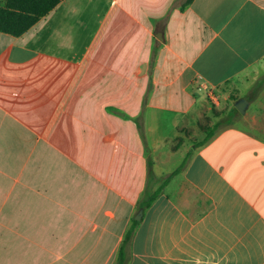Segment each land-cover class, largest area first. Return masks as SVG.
Masks as SVG:
<instances>
[{
    "label": "crops",
    "instance_id": "0c3cea01",
    "mask_svg": "<svg viewBox=\"0 0 264 264\" xmlns=\"http://www.w3.org/2000/svg\"><path fill=\"white\" fill-rule=\"evenodd\" d=\"M187 2L62 0L0 31V264H115L190 151L130 264H264V73L242 120L189 143L213 94L264 72V0Z\"/></svg>",
    "mask_w": 264,
    "mask_h": 264
},
{
    "label": "trees",
    "instance_id": "16d2710c",
    "mask_svg": "<svg viewBox=\"0 0 264 264\" xmlns=\"http://www.w3.org/2000/svg\"><path fill=\"white\" fill-rule=\"evenodd\" d=\"M61 1L62 0H7L6 7L0 9V31L10 33L15 36L21 35L37 23L42 17L48 15ZM190 2L191 0H188L186 4H189ZM238 112L237 108H234L230 112L229 116L219 121L213 129L208 130L206 139L201 143L195 144V147L208 142L222 126L236 123L238 121L236 120ZM191 155L192 151H190L181 166L169 176L166 182L159 189L153 192L149 189L146 190L139 204L141 208L146 210L151 207V205L161 195L163 188L167 185V182L186 168ZM148 169L151 181L154 179L153 162L151 160L148 161ZM139 224L140 221H134L128 230L115 264L131 263V245Z\"/></svg>",
    "mask_w": 264,
    "mask_h": 264
},
{
    "label": "rangeland",
    "instance_id": "374dc122",
    "mask_svg": "<svg viewBox=\"0 0 264 264\" xmlns=\"http://www.w3.org/2000/svg\"><path fill=\"white\" fill-rule=\"evenodd\" d=\"M6 5H7V0H0V9L5 8ZM263 73L264 72L262 70L258 71L256 68H254L248 74H246L247 80L250 81L251 83L250 87L243 88L242 86L243 82L241 81V83L238 84V86L233 84L232 86H230L231 87L230 89L225 90L221 94H216L217 96L215 95V97L217 98V101H214L213 99L209 98L208 104H207L208 105L207 111L205 113L204 118L200 121V124H199L201 132L206 134L208 130L213 128L215 123H218L219 121L229 116L230 112L234 108H236L235 103L239 100L240 96L246 97L248 94V90L250 89L254 91L256 90L257 76L262 75ZM241 99H244V98H241ZM236 118H237L236 120H239V121L242 120L243 114L238 112ZM187 135L189 138H191V135H195L196 138L198 137L196 135V132H189ZM182 142H184V140ZM189 143L198 144V141L197 139H190ZM164 181L165 180H161V184Z\"/></svg>",
    "mask_w": 264,
    "mask_h": 264
},
{
    "label": "water",
    "instance_id": "95a60500",
    "mask_svg": "<svg viewBox=\"0 0 264 264\" xmlns=\"http://www.w3.org/2000/svg\"><path fill=\"white\" fill-rule=\"evenodd\" d=\"M158 38L161 39L162 36L159 34V35H158ZM248 104H249L248 100H246V99H240V100H238V101L235 103V107L237 108V110H238L240 113L245 114L246 111H247ZM143 215H144V208H142V209L138 212V214H137V216H136V220H137V221H141L142 218H143Z\"/></svg>",
    "mask_w": 264,
    "mask_h": 264
},
{
    "label": "built area",
    "instance_id": "2783aa9c",
    "mask_svg": "<svg viewBox=\"0 0 264 264\" xmlns=\"http://www.w3.org/2000/svg\"><path fill=\"white\" fill-rule=\"evenodd\" d=\"M212 98H213V100L217 101V98L215 97L214 94L212 95Z\"/></svg>",
    "mask_w": 264,
    "mask_h": 264
}]
</instances>
